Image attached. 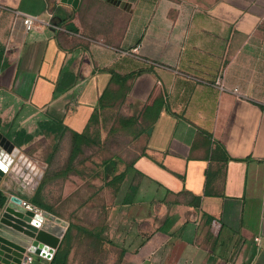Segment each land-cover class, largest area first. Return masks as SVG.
Wrapping results in <instances>:
<instances>
[{"label": "crops", "instance_id": "0c3cea01", "mask_svg": "<svg viewBox=\"0 0 264 264\" xmlns=\"http://www.w3.org/2000/svg\"><path fill=\"white\" fill-rule=\"evenodd\" d=\"M123 2L0 0L14 25L0 38V136L26 156L36 116L75 139L117 125L140 179L118 215L130 206L152 231L127 261L264 264V0ZM116 166L102 163L105 178ZM15 185H0L8 201Z\"/></svg>", "mask_w": 264, "mask_h": 264}, {"label": "rangeland", "instance_id": "374dc122", "mask_svg": "<svg viewBox=\"0 0 264 264\" xmlns=\"http://www.w3.org/2000/svg\"><path fill=\"white\" fill-rule=\"evenodd\" d=\"M13 26L0 15V38L8 40ZM117 127L100 132L96 141L75 139L61 123L36 116L20 135L26 157L44 172L35 190L24 191L25 197H36L72 226L67 264H132L125 259L126 254L122 256L123 251L133 253L152 233L144 221H137L130 206L120 207L118 215V202L133 195L140 179L130 171L138 145ZM107 159L116 160L117 166L105 178L102 163ZM70 168L78 174L51 180ZM45 178L54 182L41 189ZM144 229L147 233L141 236Z\"/></svg>", "mask_w": 264, "mask_h": 264}, {"label": "water", "instance_id": "95a60500", "mask_svg": "<svg viewBox=\"0 0 264 264\" xmlns=\"http://www.w3.org/2000/svg\"><path fill=\"white\" fill-rule=\"evenodd\" d=\"M124 8L123 0H108ZM74 8L80 0H62ZM0 185L11 180L14 191L0 207V264H22L27 255L36 257L34 264H50L64 238L68 223L33 204L23 205L24 191L35 190L44 172L9 141L0 136ZM1 189V188H0ZM4 193V192H3ZM27 198V197H26ZM31 200V198H28Z\"/></svg>", "mask_w": 264, "mask_h": 264}, {"label": "trees", "instance_id": "16d2710c", "mask_svg": "<svg viewBox=\"0 0 264 264\" xmlns=\"http://www.w3.org/2000/svg\"><path fill=\"white\" fill-rule=\"evenodd\" d=\"M2 59H3V51L0 50V66L2 63ZM69 173H70V171L66 170L64 172H61V173L53 176L51 178V180L59 179V178H65L69 175ZM46 183H47V181L45 178V181L43 182L41 189L44 188ZM38 192H40V191H38ZM6 202H7V197L4 195L3 191L0 189V207H3L6 204ZM31 203H33L35 206H38V207L42 208L43 210L51 213V209L45 205L40 204L37 201L36 197L31 200ZM71 241H72V226H70V228L68 229L62 244L58 248V250H57L54 258L51 260L50 264H67L68 263V257L70 254V248L69 247H70ZM124 255H125V251H123V253H122V256H124Z\"/></svg>", "mask_w": 264, "mask_h": 264}, {"label": "built area", "instance_id": "2783aa9c", "mask_svg": "<svg viewBox=\"0 0 264 264\" xmlns=\"http://www.w3.org/2000/svg\"><path fill=\"white\" fill-rule=\"evenodd\" d=\"M38 23V19L36 17L33 16H25L23 18V25L24 28L27 32L32 31L36 25ZM217 86H219L220 88H224L222 82L220 80L217 81ZM235 93H237V90H234ZM23 205H29L26 201L23 202ZM42 211L39 210V213H41ZM22 264H34V256L32 255H27V259L25 261L22 262Z\"/></svg>", "mask_w": 264, "mask_h": 264}]
</instances>
